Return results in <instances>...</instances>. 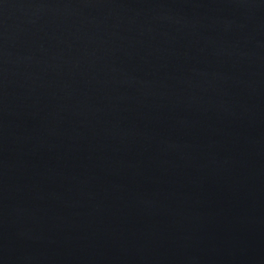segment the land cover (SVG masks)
Listing matches in <instances>:
<instances>
[{
	"label": "water",
	"instance_id": "1",
	"mask_svg": "<svg viewBox=\"0 0 264 264\" xmlns=\"http://www.w3.org/2000/svg\"><path fill=\"white\" fill-rule=\"evenodd\" d=\"M0 264H264V0H0Z\"/></svg>",
	"mask_w": 264,
	"mask_h": 264
}]
</instances>
